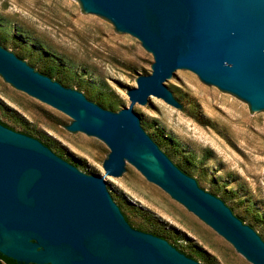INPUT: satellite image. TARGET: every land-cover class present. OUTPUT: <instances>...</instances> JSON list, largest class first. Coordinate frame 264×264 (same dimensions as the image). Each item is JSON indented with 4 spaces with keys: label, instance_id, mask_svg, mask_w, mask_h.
Masks as SVG:
<instances>
[{
    "label": "water",
    "instance_id": "1",
    "mask_svg": "<svg viewBox=\"0 0 264 264\" xmlns=\"http://www.w3.org/2000/svg\"><path fill=\"white\" fill-rule=\"evenodd\" d=\"M154 56L127 87L119 111L36 70L0 44V74L18 90L72 117V132L110 148L103 174H88L40 139L0 122V253L25 264H204L159 235L132 226L108 188L127 162L211 226L253 264L264 239L219 196L183 171L141 125L135 105L152 96L181 108L165 82L179 69L264 110V0H77Z\"/></svg>",
    "mask_w": 264,
    "mask_h": 264
},
{
    "label": "rangeland",
    "instance_id": "2",
    "mask_svg": "<svg viewBox=\"0 0 264 264\" xmlns=\"http://www.w3.org/2000/svg\"><path fill=\"white\" fill-rule=\"evenodd\" d=\"M0 44L65 86L82 91L104 108L129 106L127 87L152 72L154 56L135 36L81 10L77 0H0ZM45 74V73H44ZM165 84L181 108L152 96L136 104L141 125L168 156L205 190L222 198L264 239V110L179 69ZM115 102L116 108L104 103ZM0 119L24 132L29 125L54 141L63 158L88 174H103L110 152L101 139L72 132L73 119L18 90L0 74ZM36 137V136H34ZM38 138V137H36ZM39 139V138H38ZM108 188L133 226H152L204 264H253L211 226L146 177L131 163ZM122 208V207H120Z\"/></svg>",
    "mask_w": 264,
    "mask_h": 264
},
{
    "label": "trees",
    "instance_id": "3",
    "mask_svg": "<svg viewBox=\"0 0 264 264\" xmlns=\"http://www.w3.org/2000/svg\"><path fill=\"white\" fill-rule=\"evenodd\" d=\"M42 73H45V74L48 73L49 75H52V71H50V70H48V71L44 70V71H42ZM104 104L106 105V107H109V108H116V103H115V102H108V101H107V102L104 103ZM0 122L3 123V124H5V125H7V126H9V127H11V125H9V123H7V122H5V121H3V120H1V119H0ZM11 128H13V127H11ZM24 133L29 134V135H32V136H36V137H38V138H39L44 144H46L47 146H49V147H50L53 151H55L58 155H60V156L63 157V153H61V152L59 151V149H57V147H56L54 141L51 139V137L47 136L46 134H38L36 131H34L33 129H31L29 125L24 126ZM73 162H74V164H75L76 166L79 165V163H78L77 161H73ZM113 197H114V199H115L116 196L113 195ZM115 201H116V200H115ZM120 207H122L121 209H122V211H123V206H122L121 203H120ZM123 213H124L125 217L127 218V220L129 221V223L133 226V222L131 221V219L129 218V216H128L124 211H123ZM138 227H140V229H145V230H147V231H151V232H153V233H157V234H159V233L156 231V229L152 228V226L141 224V225H138ZM165 236H166V235H164V237H165ZM166 237H168V236H166ZM176 246L179 248L178 245H176ZM180 250H181L182 252L185 253V250H184V249H181V248H180ZM186 254H187L188 256H190V257H193V256H196V257H202V256H203V255H202V252H201L199 249H198V250H194V251H190V252H188V253L186 252ZM193 258H194V257H193ZM0 264H25V263H19V262L16 261L15 259L10 258V257H8V256H6V255L0 253Z\"/></svg>",
    "mask_w": 264,
    "mask_h": 264
}]
</instances>
